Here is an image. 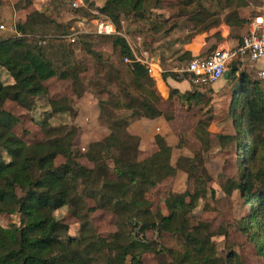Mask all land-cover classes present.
Segmentation results:
<instances>
[{
  "label": "trees",
  "instance_id": "trees-1",
  "mask_svg": "<svg viewBox=\"0 0 264 264\" xmlns=\"http://www.w3.org/2000/svg\"><path fill=\"white\" fill-rule=\"evenodd\" d=\"M151 1L105 0L102 6L96 7L98 12L94 17L103 16L119 26L123 14L143 16L150 9ZM162 1L156 0L155 7ZM186 1L196 2L197 8L191 14L198 10V16L193 17L198 20H202L203 14L214 15L236 1L242 2L209 0L205 7L202 0ZM226 21L241 25L246 19L230 13ZM15 27V35L0 38V68L13 79L11 83L5 82L0 76V214L20 213L21 220L8 227L0 223V264H144V254H162L165 249L155 241L132 236L124 224L126 216L133 228L141 222V235L149 229L172 232L179 242L178 249L167 248L174 264H243L235 252L227 257L219 256L209 224L192 221V211L199 199L207 196L208 190L215 195V190L207 186L210 176L206 179L197 174L203 168L202 163L197 164V157H180L178 166H174L171 163L173 148L158 134L155 137L158 149L144 160L132 161L141 140L128 131V126L142 117L164 116V112L154 78L147 65L136 57L126 37L122 34L107 36L120 66L127 67L130 83L122 78L121 67L113 63H110L112 72L108 77L124 85L121 90L129 98L124 107L132 113L122 116L106 113L110 132L89 144L86 156L94 164L90 168L75 156L74 128H55L43 122L45 138L28 143L16 133L19 119L5 109V104L12 100L33 109L38 97L48 95L45 83L53 77L72 79L74 92L80 96L83 92L77 87L82 86V79L76 51L86 47L103 60V54L93 47L96 35L82 32L65 40L64 25L39 10H34ZM184 61L187 60L181 63ZM230 67V76L236 77L239 67L236 64ZM239 77L241 85L233 91L235 95L230 105L233 125L238 132L231 139L248 165L236 187L249 203L256 198L260 200L251 206L250 215L245 219V231L264 258V193L254 192L264 167V89L258 81L251 80L246 71ZM129 86L138 95L133 94ZM200 90L193 94L173 92L180 100L191 101L202 96ZM63 103L51 99L49 106L57 114L72 109ZM101 110L105 112L104 107ZM59 158L64 161L57 164ZM110 159L114 162L113 169L108 162ZM178 167L188 172L195 190L171 193L166 199L169 213L157 222L153 219L152 201L147 193L165 177L174 175ZM112 171L115 178L111 177ZM89 198L97 200L99 207L117 214L120 219L117 232L109 236L96 233L89 220L85 200ZM66 206L81 220L79 236L69 235V226L55 216L57 210Z\"/></svg>",
  "mask_w": 264,
  "mask_h": 264
},
{
  "label": "rangeland",
  "instance_id": "rangeland-1",
  "mask_svg": "<svg viewBox=\"0 0 264 264\" xmlns=\"http://www.w3.org/2000/svg\"><path fill=\"white\" fill-rule=\"evenodd\" d=\"M104 1L84 0L85 6L76 9L72 6V0H0V38L15 35L16 23L25 21L27 15L34 10H39L46 17L62 23L65 29L63 36L64 39L66 38L65 40H71L72 37L82 32L94 34L93 19L95 12H98L96 7L102 6ZM209 2V0H202L205 7H208ZM156 5V0H152L149 5L150 9L143 16H136L132 13L123 14L120 25H117L118 31L126 37L140 61H146L151 56L150 53L149 55L145 54L143 50L150 51L154 47L158 33L168 34L170 28H175V33H180L183 30L182 25L187 27L188 22H190L191 29L197 27L195 22L198 19L193 17L198 16L199 12L197 10L194 15L191 14L197 8L196 2L164 0L159 6L155 7ZM162 9H165V14H172L174 17L166 20L165 14L161 13L164 12ZM185 21L187 22L185 23ZM2 25L3 27H1ZM93 47L103 54V60L89 52L86 47L76 51L82 79V86L77 87L83 92L80 96L74 92L72 79L53 77L47 80L48 95L38 97L33 109H26L12 100L5 104V109L19 119L15 126L16 133L28 143L45 138L43 122L55 128H74L76 132L75 156L81 164L90 168L94 164L86 156L89 144L103 139L110 132L106 113L111 112L118 116L132 113L131 110L124 107V104L129 100L121 90L124 85H120L118 80L110 81L108 77L112 72L110 63H113L117 67H121L122 78L127 84L130 83L127 67L120 66L121 63L116 59L117 56L113 52L110 38L96 35ZM110 58L111 61H109ZM189 61L180 68H185ZM145 64L147 65V63ZM245 70L247 69L240 65L239 73L241 74ZM251 71L254 81L256 71ZM3 72L0 70V76L5 82H8L6 74L3 75ZM179 75L181 79L186 77L192 84L190 90L192 94L198 91L191 82L189 74L184 76L183 73H180ZM255 81L257 80L255 79ZM235 84V89L238 90L241 85L240 81H235ZM258 84L262 89L264 88L259 82ZM128 89L138 95L131 86ZM170 91L172 93V89ZM171 93L168 98L160 102V108L164 112L163 123L159 124L161 129H156L154 137L147 136L145 138V142L140 144L137 154H132V161L144 160L152 155L158 149L155 137L165 131L168 140L174 144L172 145L171 163L178 166L180 157H197V164L202 163L204 168V171L202 168L197 174L206 179L210 176L207 179V186L215 190L214 196L208 190L207 196L199 199L197 206L192 211L193 223L197 224L202 221L209 224L211 239L216 245L219 256L227 257L229 253L235 252L243 264H264V258L258 254L255 241L245 231V219L250 215L251 206L257 205L260 200L256 198L249 203V199L242 195L241 190L236 187L248 162L245 157L242 158L239 149L233 145L231 139L238 132V129L233 125L230 109L235 93H222V97L217 98L211 87H208L201 92V97H196L191 101L180 100L177 94ZM51 99L62 103L68 101L65 104L70 105L72 109L65 113H53L49 106ZM116 102L117 106H115ZM100 107H104L103 111L105 112H102ZM63 161L62 158H59L57 164ZM108 162L113 169V160L110 159ZM111 174L112 178L116 177L114 172ZM257 181V188L254 192L258 191L257 193L263 195L264 167L260 179ZM194 190V181L189 177L188 172L178 167L174 175L165 177L156 186L150 188L147 193V198L152 201L153 219L159 222L168 215L166 199L171 193H193ZM19 193L23 194L20 190ZM85 200L89 220L98 235L109 236L120 229V219L116 213L99 207L97 200L91 198ZM55 216L69 226V235L79 236L81 220L71 212L69 206L57 210ZM20 220V213L0 214V223L4 227L13 223L19 224ZM130 221L126 216L124 224L131 231L132 236L139 238L145 236L146 240L155 241L159 247L165 249L160 255L152 252L144 254V264H160V262L174 264L167 248L178 249L179 242L172 232L165 230L161 233L149 229L145 235H141V222H138V226L133 228ZM135 223L137 222L134 221V225Z\"/></svg>",
  "mask_w": 264,
  "mask_h": 264
},
{
  "label": "crops",
  "instance_id": "crops-1",
  "mask_svg": "<svg viewBox=\"0 0 264 264\" xmlns=\"http://www.w3.org/2000/svg\"><path fill=\"white\" fill-rule=\"evenodd\" d=\"M263 5L264 0H242V2L239 3L236 1L214 15L203 14L202 20H196L195 23L197 27L192 28L193 30L189 25L190 22H188L187 27L182 25L183 30L180 31V33H175V28H170L168 34H161L162 32L158 33L154 47H152L150 51L143 50L145 54L149 55L150 53L151 56L148 57L146 61L141 60V62L144 64L147 63L149 73L156 82V87L161 94L162 100L169 97L171 89L173 94H175L173 92L174 90L179 91V93L191 92L192 84H190L186 77L181 79L179 75L181 72H179L178 69L184 66L181 60L191 61V59L196 56H208L221 49L237 48L241 44L243 36L249 31L250 21L260 13ZM164 10L162 9V11ZM161 13L165 14V11ZM230 13H235L240 18L246 19V22L241 25L228 23L226 17ZM168 14L164 15L165 19L169 20L174 17L172 14ZM186 22L187 21H185V23ZM210 22L215 23L207 27L206 25ZM186 62L184 61L183 63L185 64ZM232 64H236L237 67L241 65L244 69H247L245 71L252 80L251 70L256 71V66L251 69L246 67L245 64H242L240 60L233 59L229 62V70ZM260 64L261 63H257L256 65L260 66ZM0 70L4 71L3 75L4 73L6 74L8 82H13L11 76L8 75L4 69ZM239 74L238 70L236 77H231L230 73L228 77L224 75L219 81L210 86L215 97H222V93H233L236 88L235 81L239 80L241 83ZM45 84L47 85V81ZM199 88L201 90H198L201 92L205 90L203 87ZM163 119L162 116L155 119L142 117L132 122L128 126V131L133 135L139 136L141 140L140 144H143L147 136H149V138L154 137L156 129H161L159 128V124L163 123ZM161 135L168 141L169 145H174L168 140L165 131L161 133Z\"/></svg>",
  "mask_w": 264,
  "mask_h": 264
},
{
  "label": "built area",
  "instance_id": "built-area-1",
  "mask_svg": "<svg viewBox=\"0 0 264 264\" xmlns=\"http://www.w3.org/2000/svg\"><path fill=\"white\" fill-rule=\"evenodd\" d=\"M72 6L76 9L84 6V0H72ZM93 23V33L98 36L120 34L116 24L103 16L95 17ZM233 59L240 60L251 69L256 66L255 79L264 86V5L260 13L250 21L249 31L237 48L221 49L208 56H196L178 71L188 73L194 85L208 88L229 71V62ZM257 63H261L260 66Z\"/></svg>",
  "mask_w": 264,
  "mask_h": 264
},
{
  "label": "water",
  "instance_id": "water-1",
  "mask_svg": "<svg viewBox=\"0 0 264 264\" xmlns=\"http://www.w3.org/2000/svg\"><path fill=\"white\" fill-rule=\"evenodd\" d=\"M229 73H230V71H227L226 74H225V76L228 77Z\"/></svg>",
  "mask_w": 264,
  "mask_h": 264
}]
</instances>
